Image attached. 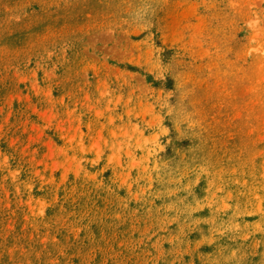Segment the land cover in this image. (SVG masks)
<instances>
[{"label": "rangeland", "instance_id": "374dc122", "mask_svg": "<svg viewBox=\"0 0 264 264\" xmlns=\"http://www.w3.org/2000/svg\"><path fill=\"white\" fill-rule=\"evenodd\" d=\"M0 264H264V0H0Z\"/></svg>", "mask_w": 264, "mask_h": 264}]
</instances>
